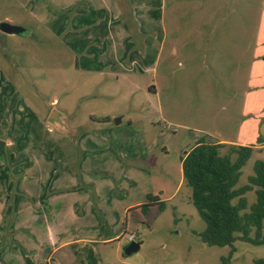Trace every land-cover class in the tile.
Listing matches in <instances>:
<instances>
[{
  "label": "crops",
  "instance_id": "crops-1",
  "mask_svg": "<svg viewBox=\"0 0 264 264\" xmlns=\"http://www.w3.org/2000/svg\"><path fill=\"white\" fill-rule=\"evenodd\" d=\"M13 1L28 8L39 24L47 25L49 14L57 18L56 28L49 24L46 28L63 35L64 43L79 52L83 70L98 76L90 77L98 90L91 89L80 97L91 96L94 104L100 101L102 106L87 111L83 106L81 119L85 122L86 115L89 117V136L67 139L62 137L67 133L59 131L60 137H43L36 132L39 127L47 128L42 117H36L33 108L11 91L0 88V135L6 136L0 138V264H26V257L37 263L80 264L84 249L91 247L94 252L98 244L116 243L117 252L126 234L125 223L120 225L131 210L133 214L141 213L140 205L146 202L143 197L151 193L143 188L147 175L151 178L143 162L154 142L141 137L140 120L141 114H158L164 119L157 90L159 65L167 42L173 57L178 44L168 36L167 0ZM262 22L263 16L260 25ZM214 30L202 37L207 41L205 55L208 52L212 58H220L225 56L227 31L217 28L216 43ZM234 31L238 32L236 28ZM235 41L232 36L234 57L227 64L234 74L241 68L242 57ZM179 42L186 44V40ZM248 45V84L242 95L238 134L235 138L221 137L220 141L262 148L264 33L258 26ZM169 58L165 61L167 67L171 64ZM220 61L226 65L224 59ZM200 64L205 65L204 61ZM208 65L215 66L212 72L219 77V65L213 59ZM148 73L151 75L145 77ZM6 98L13 100L5 104ZM117 106H124L121 113L126 119L112 116ZM56 110L62 128L74 131L79 127V120L72 124L67 121L69 112ZM154 121L152 118L151 123ZM122 126L138 132L140 137L128 138L120 132ZM260 134L263 138L257 141ZM75 163L79 175L74 171Z\"/></svg>",
  "mask_w": 264,
  "mask_h": 264
},
{
  "label": "rangeland",
  "instance_id": "rangeland-1",
  "mask_svg": "<svg viewBox=\"0 0 264 264\" xmlns=\"http://www.w3.org/2000/svg\"><path fill=\"white\" fill-rule=\"evenodd\" d=\"M28 12V8L18 6L13 0H0V21L27 29L24 34L0 31V88L5 92L11 91L17 99L33 108L36 117H42L47 128L39 127L36 130L38 136L60 137L59 131L66 132L67 135L62 137L67 139L89 136V117L86 115L85 122L81 119L83 106L87 111L94 106H102V103L98 101L94 104L93 97L80 96L91 89L98 90L99 87H93L90 80V77L98 76L83 70L79 52L64 43L63 35L61 37L56 31L52 33L46 28L48 24L56 28L57 18L49 14L47 25L39 24ZM165 13L169 38L176 44L180 43V39L186 40V44L175 45L177 52L174 57L168 42L163 49L157 90L164 119L158 114L144 117L141 114L140 120L141 137L154 142L152 151L149 155L147 153L143 162L151 175V178L147 175L143 188L151 192L150 195L161 198L162 207L157 203L150 204L146 212L141 210L139 214H133L131 210L120 225L123 227L125 223L126 234H135L134 241H141L137 251L123 254L124 246L130 242L125 234L117 252L116 243L98 244L94 252L93 248L87 247L84 249L85 257L79 259L80 264H221L223 257L229 254V245H207L201 241L199 233L204 230L205 222L191 201V188L182 176L181 157L201 137L208 142L224 143L220 141L221 137L235 138L238 134L242 95L248 84L245 68L249 53L245 48L253 40L256 26L264 33V0H167ZM54 14L57 15L56 11ZM212 28H215L213 35L216 43L219 42L217 28L227 31L224 32L225 56L220 58H212L208 52L205 55L207 41H203L202 37L208 36ZM234 28L237 33L232 32ZM232 36H235L236 51L239 47L242 50L241 68H237L235 74L234 69L229 70L227 65L234 57ZM212 53L215 55L214 51ZM168 57L170 67L165 66V61L169 62ZM212 59L222 70L219 77L212 72L215 66L208 65ZM221 59L226 65H222ZM203 61L205 65L200 64ZM150 75L148 73L145 77ZM12 100L6 98L5 104ZM153 103L154 100L152 106ZM8 107L5 106V109ZM121 108L124 109V106H117L112 116L119 118L121 115L126 119ZM56 109L69 112L67 121L72 124L79 120V127L73 131L62 128L58 121H50L48 115ZM152 118L154 124L151 123ZM122 124L127 125L126 120L122 119ZM122 127L118 129L128 138L140 137L138 132ZM0 138L6 136L0 135ZM261 138L262 135L257 141ZM228 144L221 148L222 153L228 151ZM256 159L264 160V147H253L251 157L241 168L237 186L248 182V176L254 173ZM74 169L79 175L76 163ZM149 194L144 195L143 200L147 201ZM244 196L246 210H249L256 200L254 188ZM91 197L94 200L93 191ZM253 235L254 230H251L250 236ZM233 246L235 251L228 264H254V259L264 258V244L255 245L237 238Z\"/></svg>",
  "mask_w": 264,
  "mask_h": 264
},
{
  "label": "trees",
  "instance_id": "trees-1",
  "mask_svg": "<svg viewBox=\"0 0 264 264\" xmlns=\"http://www.w3.org/2000/svg\"><path fill=\"white\" fill-rule=\"evenodd\" d=\"M224 146L225 143L199 138L181 157V169L185 183L191 188V201L205 222L204 230L199 233L201 241L207 245H229V254L221 263L228 264L237 238L255 245L264 244V160L256 159L248 182L237 186L241 168L251 157L253 147L228 144V151L222 153ZM253 188L256 200L246 210L244 194ZM155 203L161 208L163 201L149 194L140 207L146 212ZM251 230H254L253 236H250ZM25 261L26 264H52L51 261L37 263L29 257ZM254 264H264V258L254 259Z\"/></svg>",
  "mask_w": 264,
  "mask_h": 264
},
{
  "label": "water",
  "instance_id": "water-1",
  "mask_svg": "<svg viewBox=\"0 0 264 264\" xmlns=\"http://www.w3.org/2000/svg\"><path fill=\"white\" fill-rule=\"evenodd\" d=\"M0 31L5 34H24L27 29L18 24H13L8 21H0ZM55 114V116H51ZM50 121H58V116L56 111H51L49 116ZM117 120V119H116ZM119 121V119H118ZM2 152V142L0 141V153ZM140 247V242L137 241H130L127 243L123 248V253L129 255L135 251H137Z\"/></svg>",
  "mask_w": 264,
  "mask_h": 264
},
{
  "label": "built area",
  "instance_id": "built-area-1",
  "mask_svg": "<svg viewBox=\"0 0 264 264\" xmlns=\"http://www.w3.org/2000/svg\"><path fill=\"white\" fill-rule=\"evenodd\" d=\"M135 238H136V235H135V234H127V239H128L129 241H134Z\"/></svg>",
  "mask_w": 264,
  "mask_h": 264
}]
</instances>
